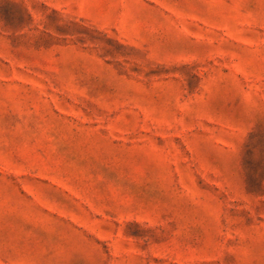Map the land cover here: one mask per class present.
<instances>
[{
  "label": "rangeland",
  "instance_id": "obj_1",
  "mask_svg": "<svg viewBox=\"0 0 264 264\" xmlns=\"http://www.w3.org/2000/svg\"><path fill=\"white\" fill-rule=\"evenodd\" d=\"M0 264H264V0H0Z\"/></svg>",
  "mask_w": 264,
  "mask_h": 264
}]
</instances>
